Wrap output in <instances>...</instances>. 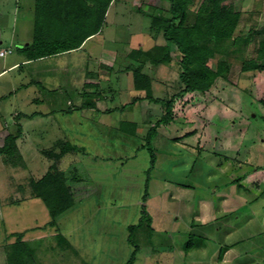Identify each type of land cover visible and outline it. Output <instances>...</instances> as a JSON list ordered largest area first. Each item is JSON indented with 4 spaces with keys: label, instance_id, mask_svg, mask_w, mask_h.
Instances as JSON below:
<instances>
[{
    "label": "rangeland",
    "instance_id": "1",
    "mask_svg": "<svg viewBox=\"0 0 264 264\" xmlns=\"http://www.w3.org/2000/svg\"><path fill=\"white\" fill-rule=\"evenodd\" d=\"M226 1L241 12L235 34L264 31V0ZM33 3L0 0V48L13 50L0 57V71L27 57L19 48L32 40ZM161 5L160 0H113L102 21L96 17L91 22L74 20L67 29L55 20L47 25L41 12L36 39L47 49L71 46L86 32L98 31L84 40L76 61L73 54V58L68 55L70 67L59 83L45 80L40 85L43 79L36 75L37 62L24 73L19 69L0 73V145L17 123L22 125L17 140L20 159L12 163L0 155V264H9L8 249L19 232L37 264H125L133 244L139 249L130 264H264V71H241L242 60L257 55V34L242 42L239 51L216 53L209 59L212 68L220 60L229 62L228 80L215 83L209 91L211 99L189 93L174 102V122L159 128L152 139L156 166L151 175L168 176L165 183L172 187L171 194L167 200L159 196L164 183L158 184L157 192L145 202L151 236L143 224L130 234L129 242L127 226L138 223L148 166L146 150H134L145 143L146 132L163 107L142 99L140 109H133L132 97L144 91H134L131 71L118 69L138 64L128 57L132 48L147 50L165 43L161 35L151 36L150 30L149 14ZM84 12L80 11V17ZM166 45L174 59L176 46ZM72 62L80 70L73 72ZM142 72L153 77L155 97H169L179 86L177 71L168 65L146 64ZM97 81L99 94L107 97L97 98V110L120 103L125 108L108 114L80 108L84 83ZM21 85L29 88L17 92ZM61 85L69 86L68 90L59 89ZM95 87L84 91H96ZM19 113L38 115L18 120ZM118 120L139 121L135 134L120 131ZM195 129L194 138L182 140L198 144L197 148L174 139ZM67 141L76 146L61 158L43 153L59 152ZM54 163L64 173L74 208L49 226L48 209L40 198L30 195L28 180L38 179ZM181 165L188 168L187 175L174 174ZM237 177L243 179L235 181ZM172 194L188 202L190 210L193 206L198 210L202 203L205 223L194 220L193 225L187 221L184 226ZM189 240L192 247L185 251Z\"/></svg>",
    "mask_w": 264,
    "mask_h": 264
},
{
    "label": "trees",
    "instance_id": "2",
    "mask_svg": "<svg viewBox=\"0 0 264 264\" xmlns=\"http://www.w3.org/2000/svg\"><path fill=\"white\" fill-rule=\"evenodd\" d=\"M112 1L113 0H34L32 7V12L34 14L32 40L26 47L22 46L19 50L27 56V60H35L79 48L84 40L95 34L98 29L81 35L77 42L71 46H66L61 49H57V47H50V49H47V45L43 41H37L36 39L40 23L38 17L39 13L43 12L44 17L42 20L43 22L46 21L47 25H52L51 22L55 20L57 24L67 29V26H71L74 20L79 21V19H88L91 22V19L96 17L99 22L102 21L108 5ZM160 1H162V5L155 8V13L152 12L149 14L151 16L150 30L151 36L161 35L165 43L153 45L151 49L147 50L132 48L128 53V57L133 60V62H138V64L134 65L129 63L123 70L118 69L119 71L125 72L131 71L133 89L136 91H144L143 94L134 95L130 105L138 100L146 99L160 104L163 107V113H161L158 119L148 128L144 138L145 143L134 150L136 152L141 149L146 150L148 154V166L145 170L146 178L144 181V189L140 196V216L138 223L127 226L129 231V242L131 241L130 234H132L136 228H141L143 224L148 229L146 231L149 232V236H151V217L146 209L145 202L149 197L148 185L151 171L156 166V153L152 144V139L157 135V130L159 128L166 127L174 122L175 111L173 108L176 99L189 93L197 95L203 94L206 96V99H211L212 97L209 91L214 87L215 83L220 80H228L227 73L229 71V62L220 60L216 63L215 68H212L208 65L209 59L216 53L228 54L239 51L238 46L241 45L242 42L247 43L252 36L256 34L259 38L257 55L255 58L243 59L241 71H264V31L257 32L253 29H249L248 32L242 35L235 34L241 12L234 11L230 2L226 0ZM81 10L83 12L85 11L82 17H80L82 14L80 13ZM46 24H43V26ZM167 42L176 46L177 54L174 59L170 55L168 45H166ZM146 64H149L153 68L160 64L174 68L177 71V80L179 83L176 91L169 97H155L152 92V77L142 72ZM91 85L92 83H84L83 85V92L81 91V93L84 94V98L82 97L80 108L96 109V101L101 90L84 91L85 88H89ZM94 86L95 84H93V87ZM261 102L264 105V100ZM124 108L125 106L121 105L120 109ZM36 115H38V113H19L16 119L19 120L20 116L31 119ZM119 128L123 133L126 132L134 135L136 123L129 120H120ZM190 132L194 133V130ZM187 135H190V133L188 132L182 137ZM21 136L22 125L19 122L16 124V130L14 132H8L0 145V155L10 158L12 163H16V159H20L21 157L17 150V140ZM174 139L179 140L180 138L177 137ZM63 144L59 152L44 150L43 153L57 160L76 146V144L69 143L68 141ZM242 179L243 177H237L235 181H241ZM28 184L30 195L40 198L47 207L50 217L47 223L49 226H55L60 216L74 208L71 189L66 183L63 171L59 170L55 163L38 179L29 178ZM14 235L16 236V240L9 246L8 263L37 264L33 250L22 240L23 233L19 232ZM58 236L60 241L65 240L63 235ZM191 247V240H189L185 245V251L190 250ZM138 249V244H133V251L130 254L131 257L125 264L131 263Z\"/></svg>",
    "mask_w": 264,
    "mask_h": 264
},
{
    "label": "crops",
    "instance_id": "3",
    "mask_svg": "<svg viewBox=\"0 0 264 264\" xmlns=\"http://www.w3.org/2000/svg\"><path fill=\"white\" fill-rule=\"evenodd\" d=\"M33 1V0H32ZM30 2V1H29ZM28 2V3H29ZM29 10H30V8H28ZM32 11V10H31ZM30 11V12H31ZM0 37H1V34H0ZM1 41L2 40H0V43H1ZM83 47H84V45H82V46H80L79 48H77V49H74V50H72V51H69V52H63V53H58V54H55V55H50V56H46V57H42V58H39V59H35V60H27L26 59V57L25 58H20V59H18V60H16V61H14L13 63H11V64H9L8 66H6V67H4L3 68V70L2 71H0V73H2L3 71H14L15 69H19L21 72H27V70H29L30 69V66L33 64L32 62H37V64H38V68H37V73H36V75L38 74V76H40V77H42V81L43 82H40V85L43 83V84H45V80L46 81H48V83H51V84H55V83H59L61 80L59 79V77L61 76L62 77V75H65V74H63V71H65V69L66 70H68V67H70V65L69 64H67V62H68V55L70 56V54H73V55H71V56H73L74 58H75V61H76V57H77V54L79 53V52H81V50L83 49ZM6 48H11V47H6ZM12 49V48H11ZM70 56V57H71ZM73 57H71V58H73ZM84 58H86V55L84 56ZM65 59V63L63 62L62 64H60V60H64ZM80 60V59H79ZM105 66H108V65H105ZM61 68H63V69H61ZM108 68H112V66H109ZM58 69H61L60 71H61V73L59 72V70ZM80 70L79 68H78V66L76 65V62H72V71L73 72H76V70ZM31 70H33V69H31ZM30 71V70H29ZM52 71H58V75H56L55 73L53 74V75H51L52 74ZM69 71H71V70H69ZM125 72V71H124ZM153 78V77H152ZM63 81H65V76H63ZM98 82V81H97ZM69 84V83H68ZM67 84V85H68ZM83 84V83H82ZM93 84H95V86H99V82L98 83H96V82H94V83H92V85L89 87V88H94L93 87ZM67 85H61L60 87H59V89H62V88H65V90L67 89L68 90V88L67 87H69V86H67ZM27 88H29L28 87V85H21L19 88L17 87L16 88V91L17 92H20V91H24V90H26ZM153 88V87H152ZM95 89H96V87H95ZM130 89V88H129ZM64 90V91H65ZM97 90H99V89H97ZM111 92H114L115 91V89L113 88H110L109 89ZM15 90H13V92H14ZM134 91H136V90H134ZM67 92V91H66ZM152 92H153V89H152ZM103 95V97L104 98H107L106 97V95H104V93L102 92V94H99V96H98V98L99 97H101ZM102 97V98H103ZM141 102H143V101H141V100H138L137 102H135L134 104H133V109H135V110H137V109H140V107H141ZM97 103V102H96ZM121 103H120V105H118V107H112V109L111 108H105V110H102V111H100V110H97V104H96V109H92V110H95V111H97V112H101V113H103V114H108V113H110L112 110H120V107H121ZM148 108H149V106H148ZM87 109H89V108H87ZM139 114V113H138ZM147 115V114H146ZM119 121L120 120H118V124H119ZM132 121H134L135 123H136V127L138 126V124H139V121H135V120H132ZM198 131H197V129H195L194 130V133H192V134H190V135H188V136H186V137H182L180 140H178V141H180L181 143L180 144H183V145H186V146H191V147H195V148H197L199 145L198 144H189L188 142L186 143L185 141H183L182 139L183 138H194V136H195V133H197ZM157 136V135H156ZM156 136L154 137V138H156ZM182 140V141H181ZM153 144V143H152ZM184 166H187V164L185 163L184 164ZM184 166H182L181 165V167L178 169V170H176V172L174 173V174H176V173H178V174H183V175H187V172H188V168H185ZM167 179H169L168 178V176H162L161 178H158V177H155L153 174L151 175V177H150V181H149V185H148V192H149V196L151 197L152 196V193H154V192H157V187H158V184H160V183H164V187H161V189H159L158 191H160V192H157V194L159 193V196H161V195H164L166 198V200H167V198H169L170 196V194H171V192H170V190L172 189V187H170L167 183H165V182H167ZM183 181V180H182ZM157 188V189H156ZM160 188V187H159ZM188 191V189L187 188H185V190H184V192H187ZM175 193V192H174ZM184 194V193H183ZM171 197H172V203H174V202H177L178 201V205H177V208L176 209H178L180 212V214H181V217H182V219H181V222H182V224L184 225V226H188V224L190 225H193V221L195 220V221H198L200 224H204L205 222V219H203L202 217H203V208H202V203L199 205V207H198V210H195V206H193V207H191V210L189 209V206L187 205L188 204V202L187 203H185L184 201H183V199H179V200H177L176 199V197H175V194H172L171 195ZM177 211V210H176ZM197 212H200V217L198 216V214H197ZM191 215V217L192 218H190L189 219V217H187V215ZM186 217H187V219H186ZM187 221H190L188 224H187ZM154 231H155V229H154ZM171 231V230H170ZM174 232V231H173Z\"/></svg>",
    "mask_w": 264,
    "mask_h": 264
},
{
    "label": "built area",
    "instance_id": "4",
    "mask_svg": "<svg viewBox=\"0 0 264 264\" xmlns=\"http://www.w3.org/2000/svg\"><path fill=\"white\" fill-rule=\"evenodd\" d=\"M10 53H12L11 48L0 49V57H3V56L10 54Z\"/></svg>",
    "mask_w": 264,
    "mask_h": 264
},
{
    "label": "clouds",
    "instance_id": "5",
    "mask_svg": "<svg viewBox=\"0 0 264 264\" xmlns=\"http://www.w3.org/2000/svg\"><path fill=\"white\" fill-rule=\"evenodd\" d=\"M0 49H4V48H0ZM12 52H13V50H12ZM8 55V54H7ZM4 57V56H3Z\"/></svg>",
    "mask_w": 264,
    "mask_h": 264
}]
</instances>
